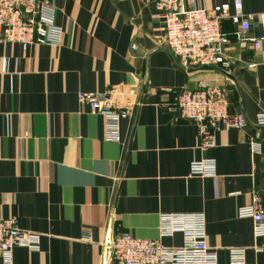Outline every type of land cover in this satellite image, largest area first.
<instances>
[{
	"label": "crops",
	"instance_id": "0c3cea01",
	"mask_svg": "<svg viewBox=\"0 0 264 264\" xmlns=\"http://www.w3.org/2000/svg\"><path fill=\"white\" fill-rule=\"evenodd\" d=\"M47 1L63 30L59 47L0 45V220L41 238L37 251L15 247L13 264H117L107 236L122 232L179 247V233L160 238V216L200 212L216 264H228L233 247L246 249V264H264V239L254 238L251 218L237 216L253 193L264 206V126L254 121L264 113V40L258 50L246 46L224 21L231 67L190 73L164 43L155 0ZM242 9L253 16L248 37L259 39L264 0H242ZM199 81L226 89L230 112L248 121L214 132L206 152L197 126L173 105ZM79 92L129 104L117 143L104 140L102 117ZM202 158L215 160V177L190 174Z\"/></svg>",
	"mask_w": 264,
	"mask_h": 264
},
{
	"label": "built area",
	"instance_id": "2783aa9c",
	"mask_svg": "<svg viewBox=\"0 0 264 264\" xmlns=\"http://www.w3.org/2000/svg\"><path fill=\"white\" fill-rule=\"evenodd\" d=\"M199 0H155L156 10L164 21V43L179 69H196L202 66L218 67L227 71L232 64L226 50L230 43L222 30V22L230 21L237 27L238 41L255 50L264 40V13L258 16L262 31L259 39L249 38L253 16L245 14L242 0L216 5L206 9L199 7ZM186 2L189 3L185 7ZM56 7L47 0H0V45H43L59 47L63 30L56 24ZM251 65L250 67H252ZM78 101L87 104L91 112L103 119L104 140L117 143L120 138V122L129 116V104L112 107L103 95L79 92ZM178 115L198 128L199 149L206 152L214 147V132L221 129L243 130L248 121L242 113H231L229 94L219 86H208L203 81L195 90L181 89L174 97ZM255 124L264 126V113L255 116ZM260 145L251 143V152L258 153ZM190 174L200 177H215L216 162L202 158L189 165ZM240 218H251L252 233L256 240L264 239V206L256 193L247 206L237 209ZM160 238L182 235L179 247H164L159 239L133 237L126 232L110 240V253L117 264H216L217 251L207 243L206 218L200 213L165 214L160 216ZM39 234L19 229L12 219L0 220L1 264H13L15 247L37 251ZM257 251L262 248L255 247ZM246 249H228V264H246Z\"/></svg>",
	"mask_w": 264,
	"mask_h": 264
},
{
	"label": "water",
	"instance_id": "95a60500",
	"mask_svg": "<svg viewBox=\"0 0 264 264\" xmlns=\"http://www.w3.org/2000/svg\"><path fill=\"white\" fill-rule=\"evenodd\" d=\"M214 69V67H208V66H202V67H199V68H196V69H191V68H188L186 71L187 72H195L196 70H200V71H210ZM109 244H110V237L109 235L107 236V249H106V253H110V248H109Z\"/></svg>",
	"mask_w": 264,
	"mask_h": 264
}]
</instances>
